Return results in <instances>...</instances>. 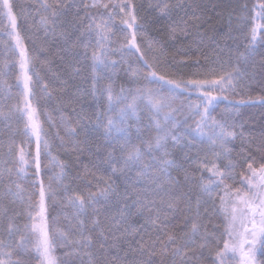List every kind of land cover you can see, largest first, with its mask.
<instances>
[{
  "label": "snow or ice",
  "instance_id": "snow-or-ice-1",
  "mask_svg": "<svg viewBox=\"0 0 264 264\" xmlns=\"http://www.w3.org/2000/svg\"><path fill=\"white\" fill-rule=\"evenodd\" d=\"M216 7L0 0V264H264V0L201 63Z\"/></svg>",
  "mask_w": 264,
  "mask_h": 264
},
{
  "label": "trees",
  "instance_id": "trees-1",
  "mask_svg": "<svg viewBox=\"0 0 264 264\" xmlns=\"http://www.w3.org/2000/svg\"><path fill=\"white\" fill-rule=\"evenodd\" d=\"M19 2H21V0H17V3ZM203 3L209 7L213 4L217 7L215 11L209 13V15L212 16V21L205 29H203L206 40L205 46L198 53L201 63L215 61L218 56L223 59H227L230 51L232 56L235 57L238 46L241 51L243 50V41L246 29H242L237 16L231 15L230 17V13H232L233 8L236 9V12H239V6L243 3H248L249 7H251L254 3H256V0H203ZM6 39L7 38L0 33V63L3 61V44ZM217 43L219 44V48L216 47ZM173 56L178 61L185 59L180 51V45H177L176 48L171 50L168 59L171 60ZM9 82L14 85V78H12ZM13 94H15V87H13ZM221 107H223V105H221ZM240 112L241 118L247 122L248 126H251L254 122H256L258 126V122L261 120L262 115H264V108H261L259 105L242 106ZM45 126L47 127V125ZM52 131L54 133L56 130L53 129ZM0 134H2V126H0ZM21 139L22 137H17V143H19ZM55 143H58V141H55ZM24 147L27 151V145H24ZM32 151L34 152V145L32 146ZM53 154L57 156V159H68L67 154L63 151H57L54 149ZM48 171L51 173L53 168L49 166Z\"/></svg>",
  "mask_w": 264,
  "mask_h": 264
}]
</instances>
